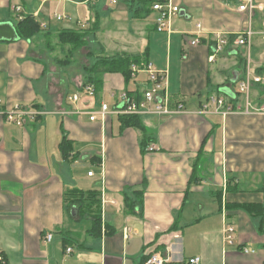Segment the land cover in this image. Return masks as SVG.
I'll use <instances>...</instances> for the list:
<instances>
[{
	"label": "crops",
	"instance_id": "1",
	"mask_svg": "<svg viewBox=\"0 0 264 264\" xmlns=\"http://www.w3.org/2000/svg\"><path fill=\"white\" fill-rule=\"evenodd\" d=\"M117 1L0 0V25L12 24L18 35L0 40V264H144L153 254L176 262L264 264V212L246 209L264 211V112L258 111L264 86L252 85L248 96L239 92L248 66L264 75L261 37L250 46L231 44L210 61L216 33L249 27L237 1L172 0L180 13L170 34L157 30L158 13L147 0ZM22 13L39 21L42 35L20 37ZM263 23L264 12L257 13V33ZM199 24L200 43L192 46ZM89 29L88 42L97 38L103 51L98 57L145 56L147 67L129 81L105 74L94 97L74 103L69 98L82 93L84 77L71 93L58 68L68 64H55L43 40ZM149 67L167 73L172 109L185 108L139 116L153 152L144 150L141 131L123 127L121 116L110 114L102 124L86 114L101 104L120 109L123 94L142 100ZM210 99L225 101L220 112L212 104L205 111ZM16 105L33 114L23 125L8 118ZM64 138L72 144L67 159ZM90 165L95 170L85 175ZM75 190L97 192L100 225L69 207L67 194ZM227 226L235 230L233 244L225 240Z\"/></svg>",
	"mask_w": 264,
	"mask_h": 264
},
{
	"label": "built area",
	"instance_id": "2",
	"mask_svg": "<svg viewBox=\"0 0 264 264\" xmlns=\"http://www.w3.org/2000/svg\"><path fill=\"white\" fill-rule=\"evenodd\" d=\"M43 3H47L50 1H64V0H41ZM97 0H85L83 2L90 3ZM112 5H117V0H109ZM238 5L236 7V11L239 13L247 14L250 19L249 27L241 31L236 35H228L225 33H216L214 35L215 44L213 46L214 55L210 58V61H214L216 55L221 54L225 51V49L233 44L236 47H244L250 46L252 44V40L257 35L261 37L262 42L264 43V23L262 30L257 33L252 25L253 18L256 16L258 11L264 12V4L257 3L256 0H235ZM153 11L158 13L156 25L157 30L159 32L171 33V24L175 17H177L180 13V9L175 6L172 0H165L163 2H157L152 7ZM263 9V10H262ZM17 12L21 13L22 8L18 7ZM23 16V19L26 17ZM38 14H34V17H37ZM57 21H63L66 19V16L56 15ZM44 27V26H42ZM198 32L196 33L197 38L191 43L192 46H195L200 43V37L202 34V26L199 24L197 26ZM133 74H137L140 72L136 66L132 68ZM146 73L148 74V82L150 83V88L144 93V98L140 101H136L131 98L128 94H123L121 97V108L116 111H111L107 104H101V107L98 111L93 113H86L90 115V121L96 122L100 121L104 124L107 120V117L110 114H115L118 116H140L145 113L153 114L158 117L162 116H170L174 114H179L185 112V108L183 104H178L175 109L171 107V97L169 94V82L167 80V73L157 72L153 70L151 67L146 69ZM262 85L264 86V75L255 74L250 70L248 66V70L246 73V77L244 80L239 83V92L248 96L252 85ZM96 94L95 88L93 85H86L83 87V91L80 95H74L69 98L70 101L77 103L82 97H94ZM216 107V111L220 112V109L224 107L225 101L223 99H210V104H207L204 109L207 111L210 105ZM249 105V104H248ZM259 112H264V106L258 110ZM231 112V109L222 112L223 116H226ZM33 116L28 109L21 105H16L12 111L8 113V118L11 121H16L17 124L23 125V120L28 117ZM147 149L150 152L156 150L155 145L150 143L147 146ZM89 176L92 177L93 173L90 172ZM234 228L227 226L225 228V240L228 244H233L234 242ZM52 236L49 235L47 237L48 241H51ZM68 252H72L71 249ZM248 252V251H246ZM3 258L0 256V261ZM144 264H200L199 258H190L184 261L176 262L173 261L167 255L162 254H153L145 261Z\"/></svg>",
	"mask_w": 264,
	"mask_h": 264
},
{
	"label": "trees",
	"instance_id": "3",
	"mask_svg": "<svg viewBox=\"0 0 264 264\" xmlns=\"http://www.w3.org/2000/svg\"><path fill=\"white\" fill-rule=\"evenodd\" d=\"M85 1V0H83ZM149 4L153 5L157 2H163L165 0H147ZM18 32L21 38L26 40H34L35 38L42 35L44 32L41 28L39 21L33 17H26L18 25ZM93 32L92 29L88 31L78 30V31H61L58 39L60 44L64 46H70L71 51H76L82 47H86L90 50L88 36ZM47 36V35H46ZM70 51V52H71ZM93 53L90 51L89 55ZM64 63L70 65V61L67 59ZM133 66H137L139 69L147 67V61L145 56H125L120 58H109V57H98L97 61L93 65L85 66L86 75L84 77V84L93 85L97 90L102 83V77L105 74L110 73H121L125 76L126 80L129 81L132 77ZM120 120L124 128H135L141 131L143 134L142 146L144 150L147 146L153 142L151 134L147 131L146 127L142 124L139 116H121ZM60 150L65 159H67L72 152V144L64 138L60 144ZM97 192L83 193L82 191L75 190L67 194L66 202L69 207L78 208L79 218L86 216L91 217L95 223H101V205L97 201ZM89 201V202H88ZM126 208L135 211L136 207L134 204H130L128 198L125 199ZM247 211L255 216L263 215V208L258 205H251L246 207Z\"/></svg>",
	"mask_w": 264,
	"mask_h": 264
},
{
	"label": "rangeland",
	"instance_id": "4",
	"mask_svg": "<svg viewBox=\"0 0 264 264\" xmlns=\"http://www.w3.org/2000/svg\"><path fill=\"white\" fill-rule=\"evenodd\" d=\"M257 3H263L264 0H256ZM263 10V9H262ZM258 13H262V11H258ZM261 21V20H260ZM46 45L45 49H47L48 53L53 57L56 63L65 62L67 59L70 61V65H62L58 66L59 73H61L62 77L66 82L69 83L70 92H75V88L73 85L75 84L77 77H85V65H93L96 63L98 56L102 53V49L98 44L97 38L89 37V47L90 50L86 47H82L76 51H71L70 46H64L60 44L58 37H45L43 40ZM46 51V50H45ZM44 51V52H45ZM71 51V52H70ZM92 52V55H89V52ZM71 86V87H70ZM79 94V93H77ZM86 101H89L91 97L85 96ZM85 175L88 170H95L92 166H85L84 168Z\"/></svg>",
	"mask_w": 264,
	"mask_h": 264
},
{
	"label": "water",
	"instance_id": "5",
	"mask_svg": "<svg viewBox=\"0 0 264 264\" xmlns=\"http://www.w3.org/2000/svg\"><path fill=\"white\" fill-rule=\"evenodd\" d=\"M17 39L18 35L12 24L0 25V40L13 41Z\"/></svg>",
	"mask_w": 264,
	"mask_h": 264
}]
</instances>
